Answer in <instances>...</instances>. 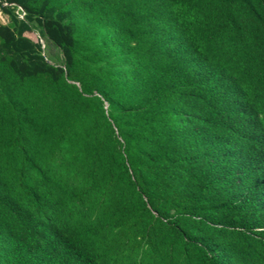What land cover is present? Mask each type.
<instances>
[{"label":"trees","instance_id":"1","mask_svg":"<svg viewBox=\"0 0 264 264\" xmlns=\"http://www.w3.org/2000/svg\"><path fill=\"white\" fill-rule=\"evenodd\" d=\"M0 12V264H264V0Z\"/></svg>","mask_w":264,"mask_h":264},{"label":"rangeland","instance_id":"2","mask_svg":"<svg viewBox=\"0 0 264 264\" xmlns=\"http://www.w3.org/2000/svg\"><path fill=\"white\" fill-rule=\"evenodd\" d=\"M7 20L6 16H4L0 12V22L5 23ZM41 29L40 27L34 26V31L29 33L28 35L35 39L36 41L41 43V46L43 48V53L45 54L46 58L53 62V63H61L62 61V55L58 48H56L52 43H50L48 40H46L41 35Z\"/></svg>","mask_w":264,"mask_h":264},{"label":"built area","instance_id":"3","mask_svg":"<svg viewBox=\"0 0 264 264\" xmlns=\"http://www.w3.org/2000/svg\"><path fill=\"white\" fill-rule=\"evenodd\" d=\"M22 16V15H21Z\"/></svg>","mask_w":264,"mask_h":264}]
</instances>
